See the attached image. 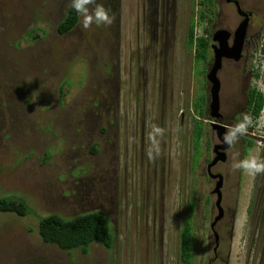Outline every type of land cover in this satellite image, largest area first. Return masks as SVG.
I'll list each match as a JSON object with an SVG mask.
<instances>
[{
	"label": "rangeland",
	"instance_id": "374dc122",
	"mask_svg": "<svg viewBox=\"0 0 264 264\" xmlns=\"http://www.w3.org/2000/svg\"><path fill=\"white\" fill-rule=\"evenodd\" d=\"M202 1L96 0L112 17L110 26L83 29L80 17L60 35L56 26L71 0H0V197L24 199L31 212L0 213V264H182L184 224L194 235L190 264H225L220 259L227 257V264H264V211L258 224L259 206L245 214L250 201L264 203V191L243 171L236 195L237 153L213 169L225 178L228 202L237 200L233 237L229 229L219 232L220 259L213 260L209 225L218 215L210 214L216 194L210 196L205 160L215 133L202 125L194 149L193 104L201 107L205 97L206 70L185 46L188 23L204 33ZM234 1L251 13L246 50L255 53L264 37V0ZM215 6L211 31L233 32L234 7L225 0ZM34 33L39 38L31 40ZM225 66L222 94L232 101L248 67ZM258 125L253 133L264 136ZM257 144L246 159H260ZM191 201L192 217L185 212ZM92 210L110 218L117 236L111 251L93 244L87 256L66 254L35 233L43 216Z\"/></svg>",
	"mask_w": 264,
	"mask_h": 264
},
{
	"label": "flooded vegetation",
	"instance_id": "af4514ba",
	"mask_svg": "<svg viewBox=\"0 0 264 264\" xmlns=\"http://www.w3.org/2000/svg\"><path fill=\"white\" fill-rule=\"evenodd\" d=\"M217 2H218V0H213L210 5L209 4L208 5L203 4L202 2L200 3L203 6V7H200L201 11L205 9V10H207L206 12L209 14L207 16V18L205 16L206 24H205V28H204V33H203V35H201L204 37V40L208 41V43H209L208 49H207L206 60L205 61L201 60L203 65H205L204 67L206 70V76H205L206 77V86L204 85L205 97L203 96L204 97V99H203L204 106L202 107V109L204 110V113L205 112L206 113L208 112V113L207 114L205 113V117H203V115H202V117H200L199 116V114H200L199 110L200 109L196 110L195 111L196 113L194 112L196 117L194 116L193 125H192V135H193L192 137H193L194 144H195L194 149L197 147L198 150L200 148L199 143H200V140L202 138V136H201L202 132L200 133V137L198 140L196 139V132L197 131H203L201 126L208 123L210 125V127L212 125H217V126L221 127V128L218 127L216 129H215V127H213V128L211 127L214 130L215 139L213 141H211V145H212L211 156H209V158H206V160H205V162H206V175L214 186L213 190L211 191V194H210L211 197L215 195L213 193V191H214L216 184L218 182V178H213L212 176H217V175L223 176V174L218 173L217 171L213 172V169L215 168V166L217 164H219V163L223 164V163L227 162V160L229 158V154H230L231 159H232V157L236 156V153L239 154V157H238L239 161L246 159V156H248L247 155L248 151L251 152V149L253 147H255V145H257V143H259V147H260L261 154H262L260 156V159L264 160V136H260V135L257 136L255 133H253L254 128L257 127V124H256L257 118L254 117L253 110H252L253 107H251V106L249 107V102L251 100L252 95H257L259 93V94H261V96H263L262 93L259 92L255 86H256V83L260 82L259 81L260 79H264V55L260 54L258 49L256 50L255 53L252 52L251 54H248V52L246 50V48H247L246 41H247V33H248V27H247L246 35H245L243 45H242L241 51H240V57L238 60H234V58H232L233 56H236V55H234L229 50L233 45V33L236 29L233 32L227 31L221 27L217 30H212V31L210 29V27H211L210 25L212 24L213 19L216 16L215 4ZM225 3L227 5H230L231 7H234L235 12L238 16L237 18L239 21L238 22V25H239L243 21V17L238 15L237 10H236V6L234 4V0H231L230 2H227L225 0ZM239 6H240V4H239ZM191 9H192V6H190V10ZM241 10L244 13H247L249 15V21H250L251 13L244 11L242 8H241ZM209 12H211V13H209ZM199 16H200V13H199ZM153 18L156 19V25H158V20H157L158 17H153ZM199 19H200V17H199ZM249 21H248V26H249ZM190 24L191 23H188L187 33H188V29H189ZM238 25H237V27H238ZM157 28L163 29L162 24H161V27H160V25H158ZM220 30L227 31L230 34V37H229V39H227V42H226V47L224 45H220L218 41H213L214 34ZM202 32H203V30H202ZM157 33L160 37L159 31H157ZM194 36H195V39L200 37V35H198V33H196V30H194ZM220 46L222 48H225L226 53H225V56L220 57L219 68L216 70V73H215L216 79H217L218 84H219L218 97H217L218 98V106H217V109L215 111L216 112L215 117H212L210 115L211 114L210 103H211V99H212L211 98L212 84L210 81H208V75H209V73H210V71L213 68L214 63H215V52L214 51L218 52V50L221 49ZM187 49L190 50L189 48H187ZM226 54L228 56H226ZM252 54H253V57H252ZM229 56H232V57H229ZM241 61H245V64L248 67V73L245 72L242 76L244 78V82H242L244 84V87L242 89V93L240 91L241 89H239L240 92H238L237 93L238 95L235 96L234 100L231 101L229 99V97H227L226 95L224 97L222 94V91H223L222 90V87H223L222 79L224 78L225 72L228 71V69L226 68L225 65H227V64H234V65L237 64L238 65L239 63H241ZM256 74H258L257 77H256ZM230 76H235V75H229L228 74V78ZM230 78H232V77H230ZM208 84H210L209 93H207ZM208 98H209V102L207 103ZM225 99L230 100L227 103L229 108L226 107V105L224 104V101H226ZM195 100H196V98H195ZM193 107H194V104H193ZM246 117H249L251 119V123L248 124L247 130L244 134H242V135H240L239 133L237 134L239 136L238 141L235 144H229L226 141H224L225 137L234 128V126L243 122ZM233 118L235 120H233ZM227 119H229V121ZM155 131H156V128H155ZM218 132L221 133L219 136H218ZM262 132L264 133V123H263V127H262ZM218 146H223L225 148L222 151H223L224 155L226 156V159L224 162H220V161L217 162L214 166H212L209 169L210 171L208 172V166L216 156V154L214 153V148L218 147ZM155 155H156V153H155ZM200 159H201V156H199L197 158V162ZM197 162H196V164H197ZM238 172H239L238 183L234 188L236 195H237V192H239L240 189L242 188L241 187V181H239V178L241 177V174H243V170L238 169ZM256 177L257 178L253 182L252 181L251 182H252V186H254L255 184H258V182H259L258 180L261 181L263 186L261 185V188L258 190V193H259V191L261 192L262 189H263L262 191H264V176L263 175H261V176L257 175ZM242 182H243V180H242ZM224 184H225V178L223 176L222 177V185L220 188L221 194H220L219 207L216 206V201H217L216 195H215V201L214 202H213V200H210V198H209V203H211V209H212L210 214L213 215V212L215 211L214 209H216L217 215H218L219 209L222 211V218L219 219L216 223H214L213 227H211V226H212V223H213L214 218L216 216H210V225L209 226H210V231L212 232L213 239H214V247H213V254H214L213 256L215 257V259H213L214 261H217L218 259H220V258H218V255H217L218 241L220 238L219 232L224 231L226 229H229L228 240H231V238L233 237L232 234H233V229L235 227V219L237 216V200H235V202L232 201L231 203L228 202L227 195L224 194L223 192L224 191L227 192V190H229V189L226 188L224 190ZM262 196H263V194H262ZM262 205H264V203ZM257 206L258 205H257V203H255V201H252V203L250 201V203L247 205V207L245 209V214L248 216L253 214L254 209H256ZM250 208H251V211H250ZM259 209H258V212H259ZM263 211H264V206H263L262 211H260V213H258L256 215L255 222L257 224L260 222V218L263 215ZM227 218H229V220H231V221L227 222L225 224V227H223V223L221 221L224 219H227ZM222 228H223V230H222ZM222 234L224 235V232ZM227 260H228V257H227ZM227 260H224L223 258L220 259V261L225 262V264H227ZM209 263H211V262H209Z\"/></svg>",
	"mask_w": 264,
	"mask_h": 264
},
{
	"label": "trees",
	"instance_id": "16d2710c",
	"mask_svg": "<svg viewBox=\"0 0 264 264\" xmlns=\"http://www.w3.org/2000/svg\"><path fill=\"white\" fill-rule=\"evenodd\" d=\"M213 0H203V4H211ZM207 10L200 12V20L205 21L209 15ZM207 13V14H206ZM211 13V12H209ZM206 16V18H205ZM80 15H78L71 6H69L62 20L56 26V31L60 35L70 33L79 23ZM194 25L190 24L188 29V40L186 43L187 48L194 50L195 61H205L207 57L208 41L204 40L203 36L195 39ZM35 32V31H34ZM36 34V33H34ZM32 39L39 38L38 34L32 37ZM262 42L258 48L260 54L264 55V37L261 38ZM258 74H256V77ZM63 89H60L62 94ZM202 98V97H201ZM200 98V100H201ZM264 105V98L261 94L252 95L249 102V107H253L254 117H259V114ZM204 101L202 100L201 107H198L194 103L193 110H199V116L205 117ZM203 113V114H202ZM204 119V118H203ZM201 131L196 132V139L200 137ZM93 151L96 150L93 148ZM33 153V152H31ZM29 155V154H28ZM25 156L24 160L29 159L30 156ZM259 206V205H258ZM263 205L259 206V212L262 211ZM195 203L191 201L186 206L187 216H193L195 213ZM251 211V208H250ZM0 213H10L18 217H26L29 215L30 209L24 202V199L15 197H0ZM188 227V224H184L182 231L180 232V255L179 259L182 264H190L192 258V252L190 251V243L194 240L193 233ZM35 233L41 239L44 244L57 247L60 251L71 254L74 251H79L82 255L87 256L89 254V248L93 244H99L104 249L111 251L117 242V236L113 229V225L110 222L108 215L101 210H92L87 213L78 214L74 217H64L57 213H52L43 216L38 219L36 224ZM32 228H29L30 232Z\"/></svg>",
	"mask_w": 264,
	"mask_h": 264
},
{
	"label": "clouds",
	"instance_id": "9594fccd",
	"mask_svg": "<svg viewBox=\"0 0 264 264\" xmlns=\"http://www.w3.org/2000/svg\"><path fill=\"white\" fill-rule=\"evenodd\" d=\"M71 7L78 15L82 17L83 29L90 28L94 23L109 26L113 23V19L109 15L108 10L102 4H98L96 0H71ZM259 81L260 82L256 83L255 87L259 92L262 93L264 98V89L257 86L259 83L264 85V79H260ZM255 118H257V125L259 121L261 124L258 126H261L262 128L264 123V105L259 117ZM250 123L251 119L246 117L243 122L234 126V128L225 137V141L229 144H235L239 139L237 134H244L247 130L248 124ZM232 169L233 171L238 169L243 170L246 174L255 178L257 175H264V160L252 156L250 158L240 160L239 162L234 161Z\"/></svg>",
	"mask_w": 264,
	"mask_h": 264
},
{
	"label": "water",
	"instance_id": "95a60500",
	"mask_svg": "<svg viewBox=\"0 0 264 264\" xmlns=\"http://www.w3.org/2000/svg\"><path fill=\"white\" fill-rule=\"evenodd\" d=\"M227 2H230L231 0H226ZM234 4L236 6V10H237V13L239 16L243 17V21L238 25V27L236 28V30L234 31L233 33V45L232 47L230 48V52H232L234 55L236 56H229V57H232L234 58V60H238L239 57H240V51H241V47L243 45V41H244V38H245V35H246V30H247V27H248V21H249V15L247 13H244L239 4L234 1ZM230 37V34L227 32V31H224V30H220V31H217L215 34H214V37H213V41H218L220 45H224L226 47V42H227V39H229ZM220 50L217 51H214L215 52V63H214V66L213 68L211 69L209 75H208V81L211 82L212 84V88H211V103H210V109H211V116L212 117H215V111L217 109V106H218V90H219V84H218V81L216 79V70L219 68V62H220V57H223L225 56V48H222L220 46ZM226 56H228L226 54ZM216 128H221L220 126H217V125H213ZM221 133L218 132V136L220 135ZM225 141V140H224ZM225 148L223 146H218V147H215L214 148V153L216 154L215 158L212 160V162L209 164L208 166V172L210 171L209 169L214 166L217 162H224L225 159H226V156L224 155L223 151ZM213 178H218V182L216 184V187L213 191L214 194H216L217 196V201H216V206L219 207V204H220V188H221V185H222V176H212ZM222 218V211L219 209V214L218 216H216L214 218V221L212 223V226L213 227V224L216 223L219 219Z\"/></svg>",
	"mask_w": 264,
	"mask_h": 264
}]
</instances>
